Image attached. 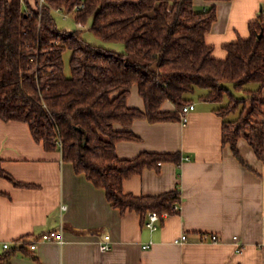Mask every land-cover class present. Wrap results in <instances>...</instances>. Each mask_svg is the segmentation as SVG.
Wrapping results in <instances>:
<instances>
[{
    "label": "trees",
    "instance_id": "obj_1",
    "mask_svg": "<svg viewBox=\"0 0 264 264\" xmlns=\"http://www.w3.org/2000/svg\"><path fill=\"white\" fill-rule=\"evenodd\" d=\"M205 1L211 4L196 9L194 0H0V118L27 123L36 142L60 151L76 173L104 189L112 206L137 212L142 225L150 211L178 213V185L155 195L123 190L132 175L159 170L163 162L178 165L181 158L179 152L150 151L120 158L116 142L138 139L129 129L133 120L180 121L183 106L193 101L188 95L200 90L199 99L220 104L222 143L249 168L239 138L264 160V9L248 23L249 35L225 44L226 57L218 59L206 36L219 0ZM54 10L73 13L78 24L90 20L96 36L122 42L125 51L104 50L79 30L58 28ZM134 85L143 109L127 103ZM165 101L173 109H162ZM0 176L32 186L4 171L1 159ZM16 251L0 254V264H10Z\"/></svg>",
    "mask_w": 264,
    "mask_h": 264
},
{
    "label": "crops",
    "instance_id": "obj_2",
    "mask_svg": "<svg viewBox=\"0 0 264 264\" xmlns=\"http://www.w3.org/2000/svg\"><path fill=\"white\" fill-rule=\"evenodd\" d=\"M210 4L194 0L199 9ZM263 4L215 2L217 18L206 36L214 57L224 59L225 44L249 35L248 23ZM127 103L144 108L135 85ZM192 103L186 123L135 119L129 129L138 139L115 145L120 158L142 151L180 153L178 165L163 162L159 170L146 168L123 182L124 192L135 195L179 186V212L164 216L155 230L142 225L137 212L112 206L104 189L76 173L60 151L36 142L27 123L0 118L1 166L15 180L32 185L16 186L0 176V254L16 248L10 264H264V160L239 138L238 149L251 168L242 164L222 143L218 105L201 99ZM173 107L169 101L161 106ZM260 119L264 122V105ZM49 231L60 232L62 241L42 240L40 235ZM205 233L218 239H202ZM104 234L111 240L105 251L99 248ZM182 234L186 239L176 242ZM18 239H36L35 249L28 242L14 244ZM146 243L150 246L143 248Z\"/></svg>",
    "mask_w": 264,
    "mask_h": 264
},
{
    "label": "rangeland",
    "instance_id": "obj_3",
    "mask_svg": "<svg viewBox=\"0 0 264 264\" xmlns=\"http://www.w3.org/2000/svg\"><path fill=\"white\" fill-rule=\"evenodd\" d=\"M196 9H199L198 6H195ZM263 9H264V4H263ZM53 16L56 22V25L60 29L72 31V30H79L80 35L82 38L96 46L102 47L104 50H109V51H114V52H124L125 47L124 44L120 41H109V40H103L100 37L96 36L92 30L90 29V20H88L85 24H78L74 18H73V13H64L61 10H54L53 11ZM71 51L67 49L64 54H63V59H64V64H65V73H69V66H68V61L70 57ZM248 87H255L254 84H249ZM200 93V90H196L194 93H190L188 96L192 97L195 100H199L198 94ZM237 96H244L245 93L242 91L235 92ZM228 100L225 99V103ZM219 105V103H216Z\"/></svg>",
    "mask_w": 264,
    "mask_h": 264
},
{
    "label": "built area",
    "instance_id": "obj_4",
    "mask_svg": "<svg viewBox=\"0 0 264 264\" xmlns=\"http://www.w3.org/2000/svg\"><path fill=\"white\" fill-rule=\"evenodd\" d=\"M43 0H40V3H42ZM82 6V5H81ZM79 7V6H78ZM77 8V7H76ZM194 108V103H190L188 105L183 106L181 115H180V122L181 123H186L188 120V114L191 110H193ZM178 207V206H175ZM62 208H65V205H62ZM167 213H163L161 216L164 217L166 216ZM160 215H158L156 212L150 211L147 214V220L145 222V226L148 227L150 230H155L158 228L159 222H160ZM40 238L42 240H57L59 242L62 241V236L60 232H56V231H49V232H45L42 233L40 235ZM210 239L213 241H216L218 238L216 235L214 234H203L202 235V239ZM186 239V235L182 234L179 238L176 239V242H182ZM28 242L29 248L30 249H35L36 247V239L33 240H28L25 241L24 239H18L17 241H15L14 244L16 245H21V244H25ZM4 248H9L10 247V243H4L3 244ZM111 246V240H110V235L109 234H104L103 237L99 240V248L103 251L110 249ZM150 246V243H146L143 245V248H148Z\"/></svg>",
    "mask_w": 264,
    "mask_h": 264
},
{
    "label": "water",
    "instance_id": "obj_5",
    "mask_svg": "<svg viewBox=\"0 0 264 264\" xmlns=\"http://www.w3.org/2000/svg\"><path fill=\"white\" fill-rule=\"evenodd\" d=\"M261 36V34H259V37Z\"/></svg>",
    "mask_w": 264,
    "mask_h": 264
}]
</instances>
